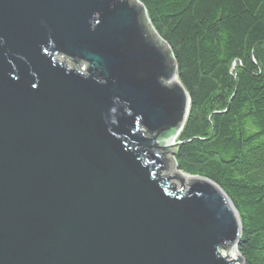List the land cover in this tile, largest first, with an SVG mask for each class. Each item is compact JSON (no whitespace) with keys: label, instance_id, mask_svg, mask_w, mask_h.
Instances as JSON below:
<instances>
[{"label":"water","instance_id":"95a60500","mask_svg":"<svg viewBox=\"0 0 264 264\" xmlns=\"http://www.w3.org/2000/svg\"><path fill=\"white\" fill-rule=\"evenodd\" d=\"M141 11L0 0V264H244L229 198L177 173L189 99Z\"/></svg>","mask_w":264,"mask_h":264},{"label":"trees","instance_id":"16d2710c","mask_svg":"<svg viewBox=\"0 0 264 264\" xmlns=\"http://www.w3.org/2000/svg\"><path fill=\"white\" fill-rule=\"evenodd\" d=\"M137 1L189 99L177 173L222 189L244 264H264V0Z\"/></svg>","mask_w":264,"mask_h":264},{"label":"rangeland","instance_id":"374dc122","mask_svg":"<svg viewBox=\"0 0 264 264\" xmlns=\"http://www.w3.org/2000/svg\"><path fill=\"white\" fill-rule=\"evenodd\" d=\"M56 59L58 60V61H60V62H65L66 63V65L68 66V67H73V68H76V69H79V67H77V66H75L74 64H72V62L69 60V59H67V58H63V57H61V56H57L56 57ZM170 155L172 156V154L170 153ZM164 174L165 175H168L169 174V171L168 170H165L164 171ZM175 190H179L180 189V182L179 181H175ZM186 188V187H185ZM222 253L225 255L226 254V252H225V250H222ZM222 254V255H223ZM234 264H238L237 262L236 263H234Z\"/></svg>","mask_w":264,"mask_h":264},{"label":"bare ground","instance_id":"6f19581e","mask_svg":"<svg viewBox=\"0 0 264 264\" xmlns=\"http://www.w3.org/2000/svg\"><path fill=\"white\" fill-rule=\"evenodd\" d=\"M231 250H233V251L235 252V250H234L233 247L231 248ZM222 254H223V253H222ZM235 255H236V254H235ZM223 256L227 257V254H225V255L223 254ZM227 259H228L229 261H230V260H233V258H227Z\"/></svg>","mask_w":264,"mask_h":264}]
</instances>
